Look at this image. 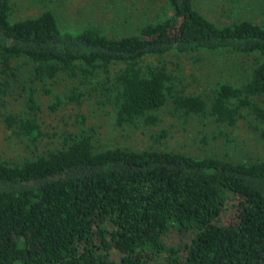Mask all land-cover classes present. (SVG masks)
Returning <instances> with one entry per match:
<instances>
[{
	"label": "trees",
	"instance_id": "16d2710c",
	"mask_svg": "<svg viewBox=\"0 0 264 264\" xmlns=\"http://www.w3.org/2000/svg\"><path fill=\"white\" fill-rule=\"evenodd\" d=\"M165 2V16L109 37L64 30L50 10L12 20L0 0V116L28 142L22 160L0 158V264H264V159L97 148L92 127L40 125L36 97L55 86L51 111L93 98L117 126H153L169 105L183 119H242L264 141V20L218 25L193 0ZM199 52L251 64L193 93L172 58ZM20 95L23 108L3 113ZM44 136L55 139L41 149Z\"/></svg>",
	"mask_w": 264,
	"mask_h": 264
},
{
	"label": "rangeland",
	"instance_id": "374dc122",
	"mask_svg": "<svg viewBox=\"0 0 264 264\" xmlns=\"http://www.w3.org/2000/svg\"><path fill=\"white\" fill-rule=\"evenodd\" d=\"M194 7L215 24H227L241 18L264 20V0H193ZM12 20L32 17L43 10L54 13L57 24L64 30H76L85 24H94L109 37L133 32L134 27L160 14L165 16L168 7L165 0H10ZM177 65L181 83L193 93L207 90L221 81L236 82L245 75L251 64L250 56L227 52L192 53L172 58ZM60 89L53 86L50 92L36 97L39 102L43 131L51 133L60 128L76 129L92 127L96 147L121 146L127 148H165L201 157L208 154L227 156L232 160L264 159V141L249 130L242 119L232 126L217 125L210 117L189 116L183 119L169 105L159 111L160 121L153 126H117L110 109L97 105L93 98L82 99L77 106L66 105L51 111L49 103L53 93ZM24 106L22 96L8 97L3 113L18 112ZM73 114H77L74 118ZM65 121L62 122L61 118ZM164 132L163 137H157ZM228 135L232 142L225 140ZM51 139L44 136L39 143L42 149ZM28 142L14 134L0 116V158L7 162L22 160L28 154Z\"/></svg>",
	"mask_w": 264,
	"mask_h": 264
}]
</instances>
